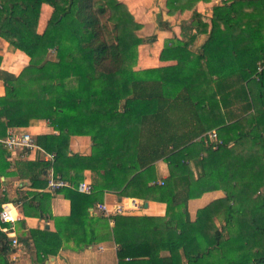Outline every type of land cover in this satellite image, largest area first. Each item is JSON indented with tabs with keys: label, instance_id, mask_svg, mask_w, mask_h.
Returning <instances> with one entry per match:
<instances>
[{
	"label": "trees",
	"instance_id": "16d2710c",
	"mask_svg": "<svg viewBox=\"0 0 264 264\" xmlns=\"http://www.w3.org/2000/svg\"><path fill=\"white\" fill-rule=\"evenodd\" d=\"M198 1L167 6L175 13ZM43 3L59 24L39 33ZM198 22L208 33L198 54L187 42L167 41L161 59L176 65L136 69L139 46L157 36L139 35L142 24L122 0H0V37L30 59L20 74H0V137L46 120L59 133L36 142L56 153L55 172L73 184L58 190L71 214L54 217L56 231H29L37 258L71 240L83 249L108 233L119 264H264V0H225L210 22ZM213 128L218 148L196 140ZM73 135L91 137L90 155L70 150ZM9 152L0 144L3 173ZM159 160L169 168L163 184L154 178ZM16 164L42 188L32 208L51 216L43 190L49 162ZM87 169L95 174L90 194L76 188ZM213 190L224 196L192 219L189 200ZM105 191L165 202L167 214H117L111 227L109 217L89 212ZM12 245L0 227V264H11Z\"/></svg>",
	"mask_w": 264,
	"mask_h": 264
},
{
	"label": "crops",
	"instance_id": "0c3cea01",
	"mask_svg": "<svg viewBox=\"0 0 264 264\" xmlns=\"http://www.w3.org/2000/svg\"><path fill=\"white\" fill-rule=\"evenodd\" d=\"M122 1L128 5L136 20L142 24L141 29L138 31L139 35L143 38H148L152 35L157 36L154 42L143 43L139 46V59L135 68L145 69L177 64V60L175 59H161L162 50L167 41L182 43L183 40L187 42V39H192V37L195 36V42L197 41L199 45H195L194 47L189 46L188 48L193 54H198L208 37L207 33L198 31L196 35H194V33H185L186 31L184 28H188L193 21L199 19H205V21L210 22L214 13L213 8L224 5L225 0H199L192 8L187 7L184 11H177L175 13L169 12L167 0ZM53 10L51 5L43 3L37 28L39 33L45 32L47 21L52 15ZM211 10L213 12L212 14L210 13ZM159 20L160 23L158 22ZM0 55L3 58L0 65V74L4 71H8L18 75L30 60L24 52L16 49L1 37ZM4 94L5 85L0 76V96ZM20 128L32 132L36 137L39 134L59 133V131L46 120H39L32 123L30 126ZM212 130L216 129L213 128L203 133V135ZM202 136L196 140H200ZM70 150L73 153L90 155L92 152L91 137L89 135L71 136ZM7 159L10 161V164L5 170V173L0 171V199L5 198L6 202L21 203L18 207L17 221L14 223H4L1 221L4 225L1 224L0 226L1 230L5 232L8 237L12 240L15 237L19 242L16 247L12 245L15 251L10 257L11 264L17 261H27L29 264H119L117 254L118 245L113 237L108 236V233H104L102 235L103 238L99 242L83 249L75 250V243L71 240L69 243L64 242L57 254H45L41 258H37L35 244L30 238L29 231L31 229H38L55 232L56 223L54 217L69 216L71 214V201L66 198L62 192L51 193V199L46 202L45 206L48 211H50L52 217L49 214H38L32 206L36 203L35 193L41 192L42 188L33 186L28 177L19 175L18 170L20 166H17L16 163L19 161L47 162V160H45V154L39 149H35L29 153L28 157L21 158V154L9 152ZM49 167L50 164L46 166L44 175H46V171ZM21 168H23V166ZM38 169L39 168H35L37 171ZM156 169L157 175L154 178L157 182L164 180L169 174L168 164L164 160L156 162ZM94 177L95 174L91 170L87 169L84 171V180L93 183ZM222 196H224V191L213 190L204 193L201 197L190 199L188 207L191 218L195 219L200 208ZM130 199H134L137 203L143 205L137 209L129 210L122 215L164 217L167 214V204L165 202L120 196L118 193L111 191H105L103 200L98 201L93 207H90L89 212L93 216L109 217L99 213L96 209V205L102 202H107L109 205L116 203L126 205ZM146 203H148L147 206ZM26 210H28V212ZM218 221L221 222L220 219H218ZM109 223L110 226L113 227L115 224L114 219L109 217ZM4 227L9 228V231H4Z\"/></svg>",
	"mask_w": 264,
	"mask_h": 264
},
{
	"label": "built area",
	"instance_id": "2783aa9c",
	"mask_svg": "<svg viewBox=\"0 0 264 264\" xmlns=\"http://www.w3.org/2000/svg\"><path fill=\"white\" fill-rule=\"evenodd\" d=\"M201 139L204 140L206 145H211L213 148H218L219 145L223 143L222 139L219 138L216 130H212L206 133L202 136ZM0 144L8 148L11 153L21 154V158L28 157L29 153L35 149H39L45 154V160H47V162H49L50 164L49 169H47L46 171V191L54 194L64 187H71L73 185L68 180L64 179L60 174H57L54 171L53 165L56 159V153L46 151L45 148L40 146L36 142V137L32 132L17 126L10 127L6 135L0 137ZM159 183L163 184L164 181L161 180ZM76 188L80 192L87 194H90L94 191L93 183L88 180L80 181ZM20 204L21 203L15 202L2 203L0 220L4 223H14L15 221H17L18 207ZM142 205L143 204L141 203H137L136 200L130 199V201L126 205L122 203L109 205L107 202H102L96 205V209L99 213L112 217L117 214H124L129 210L137 209ZM3 230L7 232L9 231V228L4 227ZM12 244L15 247L19 244L18 240L15 237L12 240Z\"/></svg>",
	"mask_w": 264,
	"mask_h": 264
},
{
	"label": "rangeland",
	"instance_id": "374dc122",
	"mask_svg": "<svg viewBox=\"0 0 264 264\" xmlns=\"http://www.w3.org/2000/svg\"><path fill=\"white\" fill-rule=\"evenodd\" d=\"M60 6H61V10H60V12H62V8L64 7V3H60ZM54 9V8H53ZM217 10V7H214L213 8V12L214 11H216ZM54 12L57 14V12H56V9H54L53 10V13H52V15L50 16V18H49V20L47 21V27H46V29L48 28V26L49 25H51L52 24V22L54 21V22H57L58 20H57V18L58 17H56V16H54V18H53V20H52V16H53V14H54ZM212 12V10H211V14L213 13ZM58 15V14H57ZM58 16H60V15H58ZM207 18H209V17H207ZM61 21H63L62 20V17H60L59 18ZM200 20V19H199ZM199 20H195V21H193L192 22V24H190L189 25V27L188 28H184V30L186 31L185 33H194V35H196V33L199 31ZM205 20V19H204ZM58 23V22H57ZM63 23H64V21H63ZM59 24V23H58ZM64 25H65V23H64ZM207 35H208V33H207ZM194 37L195 36H193L192 37V39H187L186 41H187V43H188V45L189 46H192V47H194L195 45H199V43L196 41L195 42V39H194ZM174 40H176V39H174ZM184 41V40H183ZM145 43H152V42H145ZM54 52V51H53ZM219 222V221H218ZM12 262H13V260H12ZM13 264H29V262H27V261H17V262H13Z\"/></svg>",
	"mask_w": 264,
	"mask_h": 264
},
{
	"label": "water",
	"instance_id": "95a60500",
	"mask_svg": "<svg viewBox=\"0 0 264 264\" xmlns=\"http://www.w3.org/2000/svg\"><path fill=\"white\" fill-rule=\"evenodd\" d=\"M148 205V203H146V206Z\"/></svg>",
	"mask_w": 264,
	"mask_h": 264
}]
</instances>
